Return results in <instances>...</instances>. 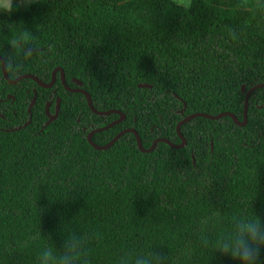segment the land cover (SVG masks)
<instances>
[{
  "label": "trees",
  "instance_id": "trees-1",
  "mask_svg": "<svg viewBox=\"0 0 264 264\" xmlns=\"http://www.w3.org/2000/svg\"><path fill=\"white\" fill-rule=\"evenodd\" d=\"M201 1L238 19L172 0H37L0 16L36 35L32 54L19 69L6 66L8 76L49 84L60 68L70 88L82 82L97 111L124 114L93 135L99 146L127 129L145 149L159 138L180 145L177 126L195 113L229 112L242 122L247 91L264 83V0ZM9 35L0 27V45ZM56 78L48 89L31 79L9 84L0 64V264H33L37 243L29 241L39 228L62 247L60 225L74 219L93 235L94 264L146 247L167 250L176 264H235L202 247L200 221L217 210L264 219V87L249 99L246 126L198 117L180 127L184 147L159 143L142 153L133 133L109 149L92 147L87 135L120 115H96L83 94L65 89L61 72ZM58 99L59 116L47 124L46 107L54 115ZM186 245L191 261L180 255Z\"/></svg>",
  "mask_w": 264,
  "mask_h": 264
},
{
  "label": "clouds",
  "instance_id": "clouds-1",
  "mask_svg": "<svg viewBox=\"0 0 264 264\" xmlns=\"http://www.w3.org/2000/svg\"><path fill=\"white\" fill-rule=\"evenodd\" d=\"M33 3L34 0H0V16L10 17L19 7H28ZM174 6L186 10L191 7V0H174ZM130 19L139 26L144 25L135 14ZM15 26L16 24L0 21V27H6L10 34L7 41L0 45V64L19 69L22 67L19 61L32 54L29 49L36 46V35L33 30H17ZM74 221L75 219L70 223L62 222L60 225L62 247L57 246L51 234H42L40 228L33 233L29 241L37 243L33 264H94L93 235L81 230ZM198 239L213 258L219 253L230 257L235 264H262L264 219L255 212L251 215L225 216L217 210L200 221ZM161 249H124L115 258L114 264H176L169 252ZM180 255L191 261L196 253L191 246L186 245L180 250Z\"/></svg>",
  "mask_w": 264,
  "mask_h": 264
},
{
  "label": "water",
  "instance_id": "water-1",
  "mask_svg": "<svg viewBox=\"0 0 264 264\" xmlns=\"http://www.w3.org/2000/svg\"><path fill=\"white\" fill-rule=\"evenodd\" d=\"M29 51H32V50H29ZM2 71H3V75H4V78L7 80V82L9 84H16L18 83L19 81L21 80H25V79H31L33 81H35L36 83H38V85L44 89H48V88H51L57 78H56V75L58 72H61V79H62V84L64 85L65 89L69 92H72V93H81L83 94L86 98H87V101H88V105H89V108L91 109V111L93 113H95L96 115L98 116H108L110 114H113V113H117L118 115H120V119L117 120L116 122L114 123H111L110 125L106 126V127H103V128H100V129H96L92 132H90L88 135H87V140L89 142V144L94 147L96 150H106V149H109L110 147H112L120 137H122L123 135L127 134V133H133L136 137V140H137V145H138V149L142 152V153H150L152 151H154V149L157 147V145L159 143H165L167 145H169L170 147L174 148V149H179V148H182L185 146L186 144V139L184 138L183 134L181 133V130H180V127L188 122H190L191 120L195 119V118H198V117H203V118H206V119H209V120H219L223 117H230L234 123L238 126H241V127H244L247 125L248 123V110H249V99L251 97V95L258 89H261L264 87V83H261V84H258V85H255L253 87H251L247 93H246V96H245V106H244V113H243V121L240 122L237 117L232 114V113H229V112H226V113H222L220 115H217V116H212V115H208V114H205V113H195V114H192L188 117H186L184 120H182L178 126H177V134L178 136L180 137L181 139V144L180 145H176L172 142H170L168 139L166 138H159L157 140H155L152 144V146L148 149H145L143 147V144H142V140L138 134V132L135 130V129H127V130H124L122 132H120L118 135H116V137L110 142L108 143L107 145H104V146H99L97 144H95L92 140L93 138V135L96 134V133H99V132H102V131H105L109 128H112L114 127L116 124H118L119 122H121L122 120L125 119V115L122 114L121 112H118V111H106V112H100V111H97L94 107H93V103H92V98L90 96V94L83 90L81 87H82V82L81 81H78L76 79H74V82L76 83V85L78 86L77 89H72L70 88L67 83H66V78H65V74L63 72L62 69L60 68H57L54 70L53 72V77H52V81L51 83L49 84H46L44 83L43 81H41L39 78H37L36 76H33V75H29V74H25V75H22L20 77H18L17 79H11L9 78L8 76V73H7V67H6V64H2ZM140 88H151V85H147V84H140L139 85ZM242 92H245L246 91V86H242ZM36 97H37V93L35 92V97L33 98V100L31 101L30 103V106H29V113H30V118H31V111H32V108L36 102ZM50 105L51 103H49L46 107V114L48 116V122L47 124H50L51 122L55 121L58 116H59V112H60V99L57 100V105H56V112L54 115H51L50 114ZM28 124H26L25 126H27ZM19 130V129H17Z\"/></svg>",
  "mask_w": 264,
  "mask_h": 264
},
{
  "label": "rangeland",
  "instance_id": "rangeland-1",
  "mask_svg": "<svg viewBox=\"0 0 264 264\" xmlns=\"http://www.w3.org/2000/svg\"><path fill=\"white\" fill-rule=\"evenodd\" d=\"M37 0H34V2H36ZM174 1V0H172ZM203 1L200 2V0H191V7L188 8L190 9L191 11L193 10L194 12H198L199 14H203V15H206L208 17H212V18H220L224 21H228L230 20V23H234L238 17L236 16V12L234 10H226V9H220V8H216V7H213L209 4V5L212 9L213 12H210V9H205V5L202 3ZM205 3V2H204ZM24 10H29L31 8V5L28 6V7H23L21 6ZM217 10H221L219 12H216Z\"/></svg>",
  "mask_w": 264,
  "mask_h": 264
}]
</instances>
